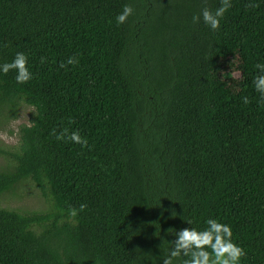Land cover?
I'll return each instance as SVG.
<instances>
[{
	"label": "trees",
	"instance_id": "trees-1",
	"mask_svg": "<svg viewBox=\"0 0 264 264\" xmlns=\"http://www.w3.org/2000/svg\"><path fill=\"white\" fill-rule=\"evenodd\" d=\"M231 3L212 31L193 16L220 0H0V64L23 52L33 74L0 72V118L34 109L0 147V196L29 182L47 204L0 207V264H162L168 229L210 218L264 264V0Z\"/></svg>",
	"mask_w": 264,
	"mask_h": 264
},
{
	"label": "clouds",
	"instance_id": "clouds-1",
	"mask_svg": "<svg viewBox=\"0 0 264 264\" xmlns=\"http://www.w3.org/2000/svg\"><path fill=\"white\" fill-rule=\"evenodd\" d=\"M232 7L231 0H220V7L215 11L204 7L200 15L193 16V22L198 23L201 18L205 25L212 31H218L220 21L225 13ZM248 8L259 7L256 3H249ZM134 9L131 5L125 4L122 11L116 16V23L122 25L132 16ZM46 58L41 57V63H45ZM79 60L73 56L69 57L65 62L60 63V68H66L67 65H78ZM255 68L261 74L253 79L254 89L260 94V103L264 105V64L257 63ZM10 71H15V80L18 84H26L32 78L33 74L28 67V57L23 52H17L11 62L0 64V72L7 75ZM243 102L248 104L250 101L244 97ZM73 121H70L72 123ZM53 135H56L58 141L71 142L80 145L82 148L88 147V140L82 137L79 131H72L70 134L64 129L60 134H56L55 129ZM86 204H81L79 209L71 208L69 215L75 218L79 212L86 209ZM176 216L172 211V217ZM191 224V221L187 222ZM207 227L203 230L195 228H182L177 231L174 228L168 229V233L175 236L170 242V248L162 260V264H240L242 258L247 253L243 247L233 241V231L230 225L222 223L217 219H208Z\"/></svg>",
	"mask_w": 264,
	"mask_h": 264
},
{
	"label": "rangeland",
	"instance_id": "rangeland-1",
	"mask_svg": "<svg viewBox=\"0 0 264 264\" xmlns=\"http://www.w3.org/2000/svg\"><path fill=\"white\" fill-rule=\"evenodd\" d=\"M234 83L240 80L239 72L233 73ZM34 109L24 103H20L15 116L0 118V147H13L18 142L19 129L21 126L31 124ZM7 161L0 156V170L5 169ZM0 207L20 209L24 211H45L47 204L40 192L29 182L18 184L11 192L0 196Z\"/></svg>",
	"mask_w": 264,
	"mask_h": 264
}]
</instances>
